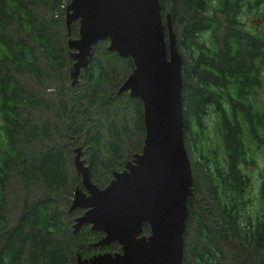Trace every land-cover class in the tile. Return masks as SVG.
<instances>
[{"label": "trees", "instance_id": "16d2710c", "mask_svg": "<svg viewBox=\"0 0 264 264\" xmlns=\"http://www.w3.org/2000/svg\"><path fill=\"white\" fill-rule=\"evenodd\" d=\"M69 2L0 0V264H75L77 253L100 251L90 244L101 232L85 225L73 233L82 212L68 211L81 186L73 149L81 146L90 180L104 187L143 144L142 103L116 95L130 58L99 41L71 83L67 39L78 23L66 27ZM159 2L182 58L193 176L183 264H264V0Z\"/></svg>", "mask_w": 264, "mask_h": 264}, {"label": "water", "instance_id": "95a60500", "mask_svg": "<svg viewBox=\"0 0 264 264\" xmlns=\"http://www.w3.org/2000/svg\"><path fill=\"white\" fill-rule=\"evenodd\" d=\"M159 1L70 0L66 7L67 29L78 22L77 37L67 39L71 83L87 68L93 46L107 39V51L132 60L116 95L138 99L144 123L141 151L102 188L90 180L81 146L74 149L81 188L73 191L68 211H84L75 217L73 233L89 225L102 233L92 247L115 242L121 249L77 253L75 264H183L193 176L184 145L182 58L170 14L162 15ZM144 224L147 235H141Z\"/></svg>", "mask_w": 264, "mask_h": 264}, {"label": "rangeland", "instance_id": "374dc122", "mask_svg": "<svg viewBox=\"0 0 264 264\" xmlns=\"http://www.w3.org/2000/svg\"><path fill=\"white\" fill-rule=\"evenodd\" d=\"M262 94H263V88L259 91V95H262ZM210 116L211 117H210L209 124H208V126H209V133H210L209 135H210V138H211L210 147H211L212 150L215 149L216 152L218 153V156L220 157V155L222 153V150H223V146H222V143L220 142V139L218 137V133L215 130V123L214 124H211L213 122L214 117L212 115H210ZM74 154H75V152H74V149H73L72 159H73ZM81 158H84L85 159L84 154L82 155ZM258 165L259 166H263V159L260 156H259V159H258ZM73 167H74V165H73ZM251 174H252V177L254 178V181H256V182H253V187H255V189H256V186H257L256 183L258 182L257 176H256V172L255 171L254 172H251ZM254 192H255V190H254ZM10 199H11V209L13 211V210H15V208L19 204V199L17 198V193H14L13 196L10 197Z\"/></svg>", "mask_w": 264, "mask_h": 264}, {"label": "flooded vegetation", "instance_id": "af4514ba", "mask_svg": "<svg viewBox=\"0 0 264 264\" xmlns=\"http://www.w3.org/2000/svg\"><path fill=\"white\" fill-rule=\"evenodd\" d=\"M74 23H75V22H74ZM76 23H78V22H76ZM82 155H83V152H82ZM132 156H133V155H132ZM131 158H132V157H131ZM129 160H130V159H129ZM127 161H128V160H127ZM125 163H126V162H125ZM80 184H81V180H80ZM80 188H81V186H80ZM100 188H102V187H100ZM75 210H77V209H75ZM75 210H73V211H75ZM80 210H82V212H81V214H82L84 210H83V209H80ZM73 211H71V212H73ZM81 214H79V215H77V216H80ZM77 216H75V217H77ZM74 219H75V218H74ZM146 225H147V224H146ZM88 226H89V225H88ZM147 226H148V225H147ZM148 233H149V228H145L144 225H143V232H142L141 235H143V234H144V235H147ZM99 238H101V236H100ZM96 241H97V240H96ZM96 241H95V242H96ZM92 243H94V242H92ZM92 243H91V244H92ZM91 244H90V245H91ZM112 244H113V243H112ZM114 244H115V242H114ZM116 244H117V243H116ZM110 245H111V244H110ZM110 245H109V246H110ZM91 247H92V245H91ZM105 247H107V246H105ZM105 247H104V248H105ZM93 248H94V247H93ZM104 248H102V249L99 248V249H100V251H104V250H103ZM95 249H97V248H95ZM120 250H121V249H120V246L117 245L116 249L113 250V251H111V252L120 251ZM100 251H97V252H100ZM105 251H109V250H105ZM97 252H96V253H97ZM93 254H94V253H93ZM83 257H88V256H83Z\"/></svg>", "mask_w": 264, "mask_h": 264}]
</instances>
